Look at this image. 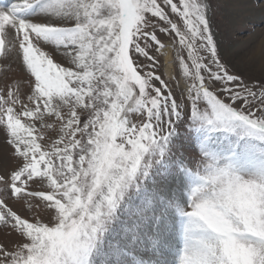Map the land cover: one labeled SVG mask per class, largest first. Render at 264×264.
<instances>
[{
  "label": "snow or ice",
  "instance_id": "obj_1",
  "mask_svg": "<svg viewBox=\"0 0 264 264\" xmlns=\"http://www.w3.org/2000/svg\"><path fill=\"white\" fill-rule=\"evenodd\" d=\"M230 3L259 75L212 0L0 3V264H264V0Z\"/></svg>",
  "mask_w": 264,
  "mask_h": 264
},
{
  "label": "rangeland",
  "instance_id": "obj_2",
  "mask_svg": "<svg viewBox=\"0 0 264 264\" xmlns=\"http://www.w3.org/2000/svg\"><path fill=\"white\" fill-rule=\"evenodd\" d=\"M212 5L214 19L216 23L220 25L218 30L220 35H218V39H221L224 43V53L228 55L238 67L244 65H251L253 68L255 67V74L259 75V66L261 64L262 56L260 40L254 39L253 36L248 35L240 28L230 30L227 32V35L224 36V26L234 16L235 9L232 7L230 0H212ZM255 22L259 24L258 17L255 18ZM259 34L260 29L258 28L255 35L258 37Z\"/></svg>",
  "mask_w": 264,
  "mask_h": 264
},
{
  "label": "bare ground",
  "instance_id": "obj_3",
  "mask_svg": "<svg viewBox=\"0 0 264 264\" xmlns=\"http://www.w3.org/2000/svg\"><path fill=\"white\" fill-rule=\"evenodd\" d=\"M258 46V45H257ZM260 56H261V54H260ZM258 57V56H257ZM241 59V58H240ZM256 59V58H255ZM246 61V60H245ZM253 61V60H252ZM256 61V60H255ZM258 61V60H257ZM249 62V61H248ZM243 63V62H242ZM255 66V65H254ZM260 67V66H259ZM255 68V67H254ZM259 69V68H258ZM257 69V70H258ZM256 70V69H255ZM167 71H172V69L171 68H169V69H167Z\"/></svg>",
  "mask_w": 264,
  "mask_h": 264
}]
</instances>
